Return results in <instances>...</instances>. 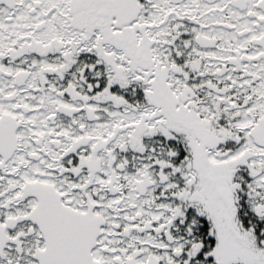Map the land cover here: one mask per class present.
Wrapping results in <instances>:
<instances>
[{
  "label": "snow or ice",
  "instance_id": "snow-or-ice-1",
  "mask_svg": "<svg viewBox=\"0 0 264 264\" xmlns=\"http://www.w3.org/2000/svg\"><path fill=\"white\" fill-rule=\"evenodd\" d=\"M0 264H264V0H0Z\"/></svg>",
  "mask_w": 264,
  "mask_h": 264
}]
</instances>
